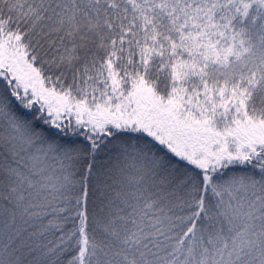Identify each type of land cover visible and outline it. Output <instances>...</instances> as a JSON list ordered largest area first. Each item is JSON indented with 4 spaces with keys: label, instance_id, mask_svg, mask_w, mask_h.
Wrapping results in <instances>:
<instances>
[{
    "label": "snow or ice",
    "instance_id": "6c2138e0",
    "mask_svg": "<svg viewBox=\"0 0 264 264\" xmlns=\"http://www.w3.org/2000/svg\"><path fill=\"white\" fill-rule=\"evenodd\" d=\"M0 264H264V0H0Z\"/></svg>",
    "mask_w": 264,
    "mask_h": 264
}]
</instances>
